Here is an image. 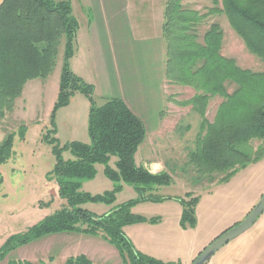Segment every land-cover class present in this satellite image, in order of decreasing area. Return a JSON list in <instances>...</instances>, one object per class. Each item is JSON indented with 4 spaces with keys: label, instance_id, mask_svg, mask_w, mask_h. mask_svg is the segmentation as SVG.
Returning a JSON list of instances; mask_svg holds the SVG:
<instances>
[{
    "label": "trees",
    "instance_id": "1",
    "mask_svg": "<svg viewBox=\"0 0 264 264\" xmlns=\"http://www.w3.org/2000/svg\"><path fill=\"white\" fill-rule=\"evenodd\" d=\"M184 1L166 0L163 36L167 45L165 79L172 86L196 92L181 105L191 106L202 119L196 148L190 152L185 167L193 174L195 185L226 184L242 170L264 161V71L242 68L235 59L222 54L224 34L219 25H212L201 38L200 29L208 15L185 8ZM214 12L226 16L250 54L264 63V0H222V9ZM79 30L70 0H4L0 6V119L15 110L29 82L46 81L54 74L64 47L51 128L42 139L52 147L56 158L49 176L57 183L58 196L64 204L26 233L10 237L0 249V264L18 248L60 234L101 237L118 250L123 264H175L138 251L124 229L160 223V217L148 219L133 210L142 203L169 200L183 207L181 227L195 229L200 196L159 195V190L171 186L174 180L168 172L154 174L138 164V153L147 139L144 121L120 98L106 99L99 106L95 86L71 68ZM77 95L86 97L91 105L90 142L63 144L57 138L58 113L69 107ZM216 99L222 102L210 121L208 112ZM21 128L24 136L25 126ZM15 137L11 133L0 144V166L12 156ZM66 153L71 157L67 159ZM100 165L114 184L113 190L102 195L83 191L84 184L97 177ZM124 185L132 187L138 197L103 216L84 208L89 203L115 204ZM54 263L51 258L49 262L10 260L7 264ZM63 264L94 262L80 255Z\"/></svg>",
    "mask_w": 264,
    "mask_h": 264
},
{
    "label": "crops",
    "instance_id": "2",
    "mask_svg": "<svg viewBox=\"0 0 264 264\" xmlns=\"http://www.w3.org/2000/svg\"><path fill=\"white\" fill-rule=\"evenodd\" d=\"M3 1L0 0V6ZM70 1L80 23L77 50L71 60L73 72L95 86L96 99L124 100L144 121L148 137L146 119L157 125L165 98L166 0ZM79 97L84 98L81 102L90 112V102L82 95H77L69 107ZM143 166L154 174L164 172L160 163ZM188 192L185 190L184 196ZM263 195L264 161L242 170L226 184L215 183L209 192L199 193L195 229L181 227L183 207L180 202L169 200L142 203L133 210L148 219L160 217V223L132 225L124 231L136 249L145 255L165 263L192 264L218 237L242 223ZM61 240L66 244L64 262L70 257L85 255L94 264H109L112 260L123 264L118 250L101 237L69 234ZM208 264H264V214Z\"/></svg>",
    "mask_w": 264,
    "mask_h": 264
},
{
    "label": "rangeland",
    "instance_id": "3",
    "mask_svg": "<svg viewBox=\"0 0 264 264\" xmlns=\"http://www.w3.org/2000/svg\"><path fill=\"white\" fill-rule=\"evenodd\" d=\"M184 6L208 15L200 29L201 38L212 25H219L224 34L222 54L235 59L242 68L255 72L264 71V63L250 54L226 16L214 12L222 9V0H185ZM63 55L64 47L61 48L58 66L52 77L48 81L39 79L29 82L23 97L17 101L15 110L6 118L0 119V144L9 134H16L12 156L0 166V249L10 237L26 233L60 210L64 204L58 196L57 183L49 176L56 158L52 147L42 141L51 128L50 119L58 95ZM195 93L190 88L172 86L165 80V98L158 123L156 125L151 119H146L149 135L138 153L137 162L141 166L150 162L160 163L164 172H168L173 178L174 184L159 190L161 196L182 197L186 190L197 197L199 193H206L211 189L207 182L195 185L192 181L193 174L189 169L186 171L185 167L190 152L196 148L202 119L191 106L181 104L194 97ZM81 99L84 98H77L71 107L60 112V133L57 138L63 144L72 141L90 142L89 108H84ZM221 102V99L212 101L208 112L210 121L214 120ZM97 103L99 106L104 104L100 98H97ZM65 157L68 159L71 156L66 153ZM98 169V177L84 184L83 191L92 195H102L114 188V184L104 174V166L100 165ZM117 197L113 205L89 203L84 208L103 216L113 208L136 199L138 194L132 187L126 186ZM64 235L69 234L45 237L20 247L2 264H7L10 260L49 262L51 258H54V264H63L66 244L61 239ZM84 246L89 247L87 243ZM109 264H117V260H112Z\"/></svg>",
    "mask_w": 264,
    "mask_h": 264
},
{
    "label": "water",
    "instance_id": "4",
    "mask_svg": "<svg viewBox=\"0 0 264 264\" xmlns=\"http://www.w3.org/2000/svg\"><path fill=\"white\" fill-rule=\"evenodd\" d=\"M264 214V195L247 216V218L237 225L236 227L228 230L223 235L218 237L213 243H211L192 264H208L209 261L226 245L233 242L241 235L249 231L259 220V218Z\"/></svg>",
    "mask_w": 264,
    "mask_h": 264
}]
</instances>
